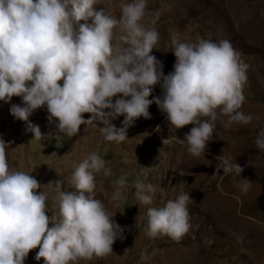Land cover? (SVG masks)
<instances>
[{
    "label": "clouds",
    "instance_id": "obj_1",
    "mask_svg": "<svg viewBox=\"0 0 264 264\" xmlns=\"http://www.w3.org/2000/svg\"><path fill=\"white\" fill-rule=\"evenodd\" d=\"M100 2L0 0V101L21 98L22 106L11 104L9 111L26 122L35 140L45 134L29 117L44 107L49 125L68 138L76 136L81 125L96 123L102 125L99 132L105 141L120 144L137 119L152 118L149 106L155 103L175 129L194 125L178 140L194 157L205 153L217 125L227 130L252 122V115L240 111L249 65L228 40L200 37L183 42L179 33L172 34L175 62L165 75L151 54L159 33L147 25H155L159 13L146 21L148 0H122L119 17L104 8L96 10ZM157 85L162 95H152ZM85 113L91 115L86 119ZM120 116L122 126L117 127L112 121ZM10 143L0 137V264H24L37 247L35 259L43 258L45 264H78L110 255L115 241L125 239V227L97 198V174L112 175L102 156L91 152L78 163L71 190L55 181L58 195L49 215L47 196L37 191L40 182L28 172L10 169ZM254 145L264 151V126ZM216 159V172L223 169L221 179L241 176L240 164L223 156ZM147 172L145 167L141 174L146 178ZM114 185L111 201L118 207L126 198V178L120 176ZM234 186L247 194L251 182L244 178ZM133 187L140 204H153L152 184L138 178ZM191 201L189 193L182 192L162 207H149L146 235L179 243L191 227Z\"/></svg>",
    "mask_w": 264,
    "mask_h": 264
},
{
    "label": "rangeland",
    "instance_id": "obj_2",
    "mask_svg": "<svg viewBox=\"0 0 264 264\" xmlns=\"http://www.w3.org/2000/svg\"><path fill=\"white\" fill-rule=\"evenodd\" d=\"M121 2L101 0L94 7L119 17ZM147 12L146 21L159 13L156 24L147 26L159 33L151 54L162 63L165 75L173 71L175 62L171 50L174 33H179L183 42L203 37L232 44L249 65L240 111L252 115V122L233 124L227 130L217 125L205 153L194 157L186 145L178 143L194 125L175 129L155 103L149 106L152 118L137 119L120 144L105 141L99 132L102 125L96 123L81 125L79 133L68 138L49 125L44 107L29 117L45 134L35 140L34 134L26 131V122L9 111L11 104L22 106L21 98L14 96L8 103L0 101V137L11 142L6 149L9 167L28 172L40 182L37 191L47 196L49 215L58 195L55 181L61 182L63 190H71L72 172L89 153L100 154L112 169L109 177L97 174L96 194L115 214L113 219L125 227V239L116 240L107 257L78 264H264V151L254 145L259 128L264 126V0H148ZM152 95H162L159 85ZM83 115L87 119L91 114ZM122 120L120 116L112 122L121 127ZM218 156L240 164L241 176L221 179L223 169L217 173L215 167ZM145 167L146 178L141 174ZM120 176L127 181L122 190L126 198L117 207L111 196ZM138 178L155 188L152 205H142L136 199L133 184ZM244 178L251 182L247 194L234 186ZM182 192L192 197L189 232L179 243L167 236L149 238L147 209L162 207ZM38 251V247L31 250L24 264H45L43 258L35 259Z\"/></svg>",
    "mask_w": 264,
    "mask_h": 264
}]
</instances>
